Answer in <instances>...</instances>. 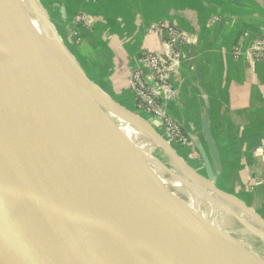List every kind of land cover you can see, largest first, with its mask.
Masks as SVG:
<instances>
[{
    "label": "crops",
    "instance_id": "1",
    "mask_svg": "<svg viewBox=\"0 0 264 264\" xmlns=\"http://www.w3.org/2000/svg\"><path fill=\"white\" fill-rule=\"evenodd\" d=\"M21 2L34 23L41 18L47 29L58 36L64 34L70 38L66 35L72 30L83 37L81 43L75 44L68 38L66 42L81 49L75 57L82 56L89 61L85 63L92 73V82L62 43L38 30L30 33L67 85L93 105V115H98L95 121L105 132L100 121L115 123L105 117L103 112L107 108L96 94L130 116L119 115L128 125L127 135L137 136L144 133L141 131L154 135L135 113L117 105L94 84L100 83L114 100L127 108L128 81L137 57L145 47H157L154 36L140 31L144 18L148 17L149 23L172 20L187 32L192 44L184 49L188 56L181 64L178 101L170 104L168 110L188 133L191 147L174 145L173 149L188 169L196 173L193 178L201 182L209 180L207 160L213 185L264 219V164L259 151L264 140V61H251L244 54L253 37L264 36V0ZM80 12L91 16L96 30L84 33L76 25L75 16ZM213 16H219L220 21L211 24ZM84 34L90 35L89 39ZM234 47L242 48L237 60L233 57ZM0 84L10 91L1 67ZM143 119L154 125L151 117Z\"/></svg>",
    "mask_w": 264,
    "mask_h": 264
},
{
    "label": "water",
    "instance_id": "2",
    "mask_svg": "<svg viewBox=\"0 0 264 264\" xmlns=\"http://www.w3.org/2000/svg\"><path fill=\"white\" fill-rule=\"evenodd\" d=\"M25 10L21 0H0V67L10 84L9 99L0 111V163L4 165L0 174V201L57 264H112L106 219L101 211L104 166L96 139V121L30 36L38 30L56 40L57 34L49 31L41 18L34 23ZM67 52L92 82L76 57L70 50ZM26 101L34 108L40 126L48 131L54 146L68 154L73 168L72 204L60 191L54 175L32 154L22 129L12 126ZM135 115L160 141L153 126ZM100 124L106 133L107 128L114 126L105 120ZM120 143L121 149L116 145L118 151L138 158L134 156L136 149L124 141ZM175 154V150L170 153L172 159H180ZM205 166L209 179H203L206 185L217 195H224L213 190L207 160ZM256 222L264 229L261 221ZM160 250L169 264H191L183 256Z\"/></svg>",
    "mask_w": 264,
    "mask_h": 264
},
{
    "label": "bare ground",
    "instance_id": "3",
    "mask_svg": "<svg viewBox=\"0 0 264 264\" xmlns=\"http://www.w3.org/2000/svg\"><path fill=\"white\" fill-rule=\"evenodd\" d=\"M9 93L0 84V111ZM96 96L108 110L130 117L99 94ZM12 126L22 129L28 148L54 175L60 191L72 204L71 161L64 149L54 146L28 101L21 106ZM95 130L104 166L101 211L106 219L112 264H169L160 248L187 258L191 264H264V239L250 224L240 223L230 210L207 194L181 200L169 193L118 151L97 122ZM172 163L180 167V172L194 177L180 159L174 158ZM3 172L4 165L0 163V174ZM0 264H57L1 201Z\"/></svg>",
    "mask_w": 264,
    "mask_h": 264
},
{
    "label": "built area",
    "instance_id": "4",
    "mask_svg": "<svg viewBox=\"0 0 264 264\" xmlns=\"http://www.w3.org/2000/svg\"><path fill=\"white\" fill-rule=\"evenodd\" d=\"M218 21L219 16H213L209 22L214 24ZM75 23L89 33L95 28L87 13L76 15ZM144 28L147 35L155 37L157 47L142 49L135 68L130 72L128 89L134 97L137 111L151 117L157 123L155 127L162 128L169 141L182 148L191 147L188 133L168 107L178 101L181 64L188 56L184 49L190 47L192 37L172 20L152 21ZM244 54L251 61H264V36L253 37ZM240 55L242 48L234 47L233 57L237 60ZM259 151L264 164V140Z\"/></svg>",
    "mask_w": 264,
    "mask_h": 264
},
{
    "label": "rangeland",
    "instance_id": "5",
    "mask_svg": "<svg viewBox=\"0 0 264 264\" xmlns=\"http://www.w3.org/2000/svg\"><path fill=\"white\" fill-rule=\"evenodd\" d=\"M83 13H86V12H83ZM147 18H144V21L142 22L143 25L142 27H140L141 32L142 31L144 32L145 30L144 27H147L149 25V21H148L149 19ZM68 32L69 33L66 36H70V38L65 37V35L63 34L60 36L57 35L56 40L62 43L65 49L67 48V50H70V52L73 55H75L77 51H80L81 49L77 46L71 47L69 43L66 42V38L72 40V42L74 41V43L77 44V43L82 42L83 37L76 35L75 33H73L72 30H68ZM136 40L138 41V39ZM76 59L78 60V63L80 64L81 68L86 72V75L88 76V78L91 79V77L93 76H92V73L89 71L88 64H86L87 62L89 63V61L88 60L86 61L85 58L82 56L76 57ZM94 84L105 95H107L114 101L112 95L108 92V90L105 89L104 86H102L100 83H97V82H94ZM82 100L87 106L92 117L93 118L96 116L98 117L97 114L93 115L94 113L93 105L90 104L89 101L83 98ZM116 102H118L117 105H119L120 107H123L120 101H118L117 99H116ZM126 104L129 110L133 112H137V114L141 117L148 118V115L144 114L141 111H137V109L134 106V97L130 91L126 93ZM103 113L105 114V117L110 122L115 123V125L113 124L114 126L112 128L111 127L109 129L107 128V133L104 131L107 138H109L112 145L115 146L116 148H117L116 145H118L119 149H121L120 141L121 142L124 141L126 145H130L134 149H136L134 156H138V158L137 157L133 158L132 155H131L132 157H130L126 153L124 154H126L127 156L124 155L123 153L122 154L130 162L134 163L140 170L145 172L149 178L157 181L158 183H161L162 187H164L166 191H168L169 193L175 196L180 197L181 200H186V199L188 200V197H192L193 195L195 197H198V194H207L210 197V199L216 201V203L220 204L222 207L230 210V212L233 213V216H235L239 220L240 223L246 222L250 224L252 228L257 230L259 236L264 239V229L260 223L256 222V221H261L264 224V219L262 220L261 219L262 217L260 218L255 211H252L251 209L248 210L245 205L237 203L230 196L224 193L223 194L225 196L220 195V197H218L219 195H217L215 191H211V189L208 188V186L206 185L207 183L205 181L204 183H202L203 180L201 182L200 180L193 178L192 174H187L184 172H180L178 170L180 169V167L177 168L176 165L178 166L179 164L174 162L176 163V165H174V163H172V157L170 156V153L173 152L174 150L173 148L175 147L174 146L175 144H173L171 141H169L166 138L162 128H159L157 126L155 127L154 120H153V124H154L153 132L158 136V138L161 139L160 141H162L163 143L165 142L164 144L163 143L161 144V142L158 141L157 138L154 137V135H151L148 132L139 133V135L137 136L136 135L133 136L132 134L127 135L125 128H127L128 125L124 121V118H122L121 116L107 109H105ZM105 121L107 122V120ZM108 124L111 125L109 122ZM131 158L134 159L136 163ZM184 174H187L188 176H185ZM189 175H191L192 178ZM219 185L222 186L221 184ZM212 187H213V190L215 189L219 190L214 185ZM232 203L234 204L233 207H232Z\"/></svg>",
    "mask_w": 264,
    "mask_h": 264
},
{
    "label": "trees",
    "instance_id": "6",
    "mask_svg": "<svg viewBox=\"0 0 264 264\" xmlns=\"http://www.w3.org/2000/svg\"><path fill=\"white\" fill-rule=\"evenodd\" d=\"M83 32L86 33V31H84V30H83ZM83 36H85L84 38L87 40V39H89V36H90V35H88V34H84ZM85 39H84V41H85Z\"/></svg>",
    "mask_w": 264,
    "mask_h": 264
}]
</instances>
